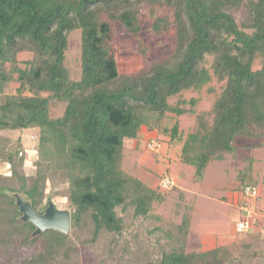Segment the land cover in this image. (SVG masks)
I'll list each match as a JSON object with an SVG mask.
<instances>
[{
	"label": "trees",
	"instance_id": "16d2710c",
	"mask_svg": "<svg viewBox=\"0 0 264 264\" xmlns=\"http://www.w3.org/2000/svg\"><path fill=\"white\" fill-rule=\"evenodd\" d=\"M144 9L155 35L174 27V49L138 72L120 73L112 49L114 23L138 36ZM75 29L78 80L64 64ZM137 50H146L140 41ZM24 52L30 56L20 60ZM213 80L219 91L208 110L196 113L200 99L182 94ZM11 83L16 86L6 92ZM53 104L63 107L59 115L52 113ZM185 114H196L187 129L178 119ZM27 129L36 131L31 175L24 171L21 137L0 134L2 264H75L80 248L102 236L109 237L111 252L120 246L121 253L149 237L141 264L264 260L262 248L243 255L227 245L187 251L193 205H185L180 220L168 226L158 211L168 197L160 183L170 177L168 168L153 187L121 167L124 139L152 132L176 151L167 154L193 168L192 181L200 184L211 161L236 150V137L264 132V0H0V132ZM253 168L250 158L237 172L240 186L232 200L237 208L243 188L261 177ZM15 194L39 214L48 201L56 207V196L64 197L69 231L32 236L35 227L21 220ZM256 226L264 235L259 213L246 231H235L248 234ZM138 252H128L127 259Z\"/></svg>",
	"mask_w": 264,
	"mask_h": 264
},
{
	"label": "rangeland",
	"instance_id": "374dc122",
	"mask_svg": "<svg viewBox=\"0 0 264 264\" xmlns=\"http://www.w3.org/2000/svg\"><path fill=\"white\" fill-rule=\"evenodd\" d=\"M151 19L148 11L144 9L140 17L142 30L135 37L128 34L119 23H114L112 49L120 73L138 72L152 61L166 57L174 49V27L168 34L157 36L149 29ZM139 41L146 48L143 53L137 50ZM29 56L30 53L28 52L18 54L20 60ZM64 64L68 69L70 78L78 80L81 76L79 29H75L69 34ZM15 86V83L8 84L6 92H11ZM218 91L219 84L213 80L200 91L184 92L182 97L186 99L192 96L198 97L200 101L195 106V110L196 113H199L210 108ZM176 99L177 97H174L170 101L174 103ZM62 108L61 104H53L52 113L59 115ZM195 115L180 116L178 119L181 127L185 129L187 126L192 127ZM0 134L11 140L21 137L22 146L27 151L24 171L31 175L33 173L32 162L36 158V131L29 129L22 131L3 130ZM123 144L121 167L126 173L138 177L154 187L157 186L159 176L166 168L170 172V177H167L174 184L169 188H164L168 191V197L158 206V211L165 220L161 223L165 226L177 223L184 213L185 205H193L187 251L205 250L217 245H227L231 246L236 254L243 255L248 249H264V235L258 226L248 234L240 235L235 231V224L240 216L238 208L232 203L236 196L237 190L235 189L240 186L236 179L237 172L240 168L248 165V159L252 158L253 174L261 177L256 180L255 185L258 191L257 200L252 208L255 213L252 212L249 219L252 221L254 214L257 215L258 213L259 216H264V132L254 138L236 137V150L225 153L221 160L211 161L200 184H194L192 181L193 168L174 160L175 158L169 154L172 153V150L173 152L176 151L171 150L166 141L160 139L159 136L156 137L155 133L142 131L140 138H125ZM167 148L171 152L168 150L166 152ZM47 190H49L48 186ZM53 201L57 209L68 210L64 197L56 196ZM147 224L145 225L147 226ZM148 240L149 237L146 239L141 237V244L134 248L133 243H130L127 245V252L121 253L120 246L115 247L111 252L109 237L102 236L96 244L90 247H81L77 257H72V259L75 264H141L140 256L144 249L149 248ZM152 240L153 237L150 241ZM241 244H249V247H241ZM136 251H139L138 255L135 258L131 256V260H128V252H131L132 255ZM242 264H264V260L246 261L243 259Z\"/></svg>",
	"mask_w": 264,
	"mask_h": 264
},
{
	"label": "water",
	"instance_id": "95a60500",
	"mask_svg": "<svg viewBox=\"0 0 264 264\" xmlns=\"http://www.w3.org/2000/svg\"><path fill=\"white\" fill-rule=\"evenodd\" d=\"M16 204L21 212V220L30 222L34 227L32 236L38 235L47 229L67 233L70 229V214L68 210L57 209L52 201H48L43 213L35 211L30 201L19 194H15Z\"/></svg>",
	"mask_w": 264,
	"mask_h": 264
},
{
	"label": "built area",
	"instance_id": "2783aa9c",
	"mask_svg": "<svg viewBox=\"0 0 264 264\" xmlns=\"http://www.w3.org/2000/svg\"><path fill=\"white\" fill-rule=\"evenodd\" d=\"M174 183L167 176L163 177L161 180V185L163 188H169ZM258 197V191L256 186H246L241 191V201L238 204V209L240 212V218L237 220L235 224V230L237 232L246 231L251 223L249 219V215L255 211L252 210L256 200Z\"/></svg>",
	"mask_w": 264,
	"mask_h": 264
}]
</instances>
